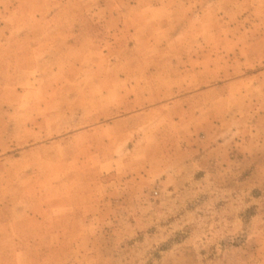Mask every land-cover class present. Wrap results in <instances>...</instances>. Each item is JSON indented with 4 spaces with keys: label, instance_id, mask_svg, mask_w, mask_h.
Wrapping results in <instances>:
<instances>
[{
    "label": "rangeland",
    "instance_id": "rangeland-1",
    "mask_svg": "<svg viewBox=\"0 0 264 264\" xmlns=\"http://www.w3.org/2000/svg\"><path fill=\"white\" fill-rule=\"evenodd\" d=\"M0 264H264V0H0Z\"/></svg>",
    "mask_w": 264,
    "mask_h": 264
},
{
    "label": "crops",
    "instance_id": "crops-1",
    "mask_svg": "<svg viewBox=\"0 0 264 264\" xmlns=\"http://www.w3.org/2000/svg\"><path fill=\"white\" fill-rule=\"evenodd\" d=\"M100 178H101V177H99L98 179H100ZM89 188H90V187H86L85 189H86L87 191H89ZM86 190H85V191H86Z\"/></svg>",
    "mask_w": 264,
    "mask_h": 264
}]
</instances>
